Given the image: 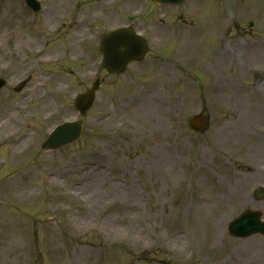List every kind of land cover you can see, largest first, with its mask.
<instances>
[{
  "label": "rangeland",
  "instance_id": "rangeland-1",
  "mask_svg": "<svg viewBox=\"0 0 264 264\" xmlns=\"http://www.w3.org/2000/svg\"><path fill=\"white\" fill-rule=\"evenodd\" d=\"M41 1L34 15L0 0V264H264L263 236L227 231L247 208L264 214L252 197L264 186V97L245 85V0ZM263 2L246 6L248 22ZM123 24L149 53L108 76L99 38ZM100 76L81 138L42 148ZM199 113L205 132L189 123Z\"/></svg>",
  "mask_w": 264,
  "mask_h": 264
},
{
  "label": "water",
  "instance_id": "water-1",
  "mask_svg": "<svg viewBox=\"0 0 264 264\" xmlns=\"http://www.w3.org/2000/svg\"><path fill=\"white\" fill-rule=\"evenodd\" d=\"M32 3L38 6L35 0H30ZM159 3L166 2H180L182 0H157ZM102 53L104 54L103 63L105 67L111 73L123 72L128 63L133 60H140L144 57L147 44L145 40L137 35L132 28H122L106 34L101 41ZM99 87V81L86 93L80 95L77 99V107L83 114L93 104L95 98V92ZM199 123L200 120L198 119ZM77 126L69 124L63 125L61 129L56 131L50 140L51 146L57 147L65 144L70 139L75 138L77 133L82 129V123L78 122ZM65 133V134H63ZM72 133H76L74 136H70ZM67 137V138H66ZM69 137V138H68ZM259 196H264V190L261 189L258 192ZM260 213L248 212L243 215L236 223L230 226V230L234 234L246 235L254 231L264 230V223L260 222ZM264 232V231H263Z\"/></svg>",
  "mask_w": 264,
  "mask_h": 264
},
{
  "label": "flooded vegetation",
  "instance_id": "flooded-vegetation-1",
  "mask_svg": "<svg viewBox=\"0 0 264 264\" xmlns=\"http://www.w3.org/2000/svg\"><path fill=\"white\" fill-rule=\"evenodd\" d=\"M247 15V10H246V7H245V16Z\"/></svg>",
  "mask_w": 264,
  "mask_h": 264
},
{
  "label": "bare ground",
  "instance_id": "bare-ground-1",
  "mask_svg": "<svg viewBox=\"0 0 264 264\" xmlns=\"http://www.w3.org/2000/svg\"><path fill=\"white\" fill-rule=\"evenodd\" d=\"M234 195H232L231 197H233Z\"/></svg>",
  "mask_w": 264,
  "mask_h": 264
}]
</instances>
